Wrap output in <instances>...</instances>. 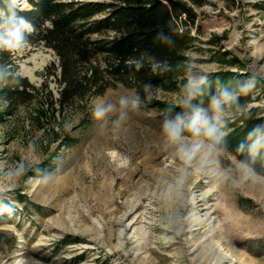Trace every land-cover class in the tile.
<instances>
[{
  "label": "rangeland",
  "instance_id": "1",
  "mask_svg": "<svg viewBox=\"0 0 264 264\" xmlns=\"http://www.w3.org/2000/svg\"><path fill=\"white\" fill-rule=\"evenodd\" d=\"M196 12L181 74L156 98L212 115V96L227 88L242 99L225 107V133L242 111L264 117V0H209ZM9 54L32 88L23 101L0 98V264H264L263 174L241 180L240 160L220 148L186 167L159 111L133 107L135 88L111 81L98 94L83 82L65 100L53 50L23 41ZM102 65H81L78 81ZM7 68L0 59V88ZM190 77L206 82L185 108Z\"/></svg>",
  "mask_w": 264,
  "mask_h": 264
},
{
  "label": "trees",
  "instance_id": "2",
  "mask_svg": "<svg viewBox=\"0 0 264 264\" xmlns=\"http://www.w3.org/2000/svg\"><path fill=\"white\" fill-rule=\"evenodd\" d=\"M27 1L26 9L0 3V31L13 12L30 24L29 30H23L22 42L54 51L63 99L68 100L83 89V82L96 87L101 94L112 81L135 88L140 106L157 109L164 121L192 113L183 112L181 107H167L155 93L174 84L181 74L186 60L184 52L193 42L190 27L197 19L196 8L209 0ZM0 50V59L4 66L8 65L1 74L9 73L3 79L6 87L0 88V98L7 103L23 101L32 87L25 78L14 74L15 67L8 61L9 50L2 47ZM97 61L103 63L102 67H95L88 79L79 77L80 83L77 76L80 66ZM241 99L239 96L238 102ZM263 118L255 109L242 111L232 123L235 128L222 137L217 147L264 175V149L254 159L247 150L237 151L240 144L249 143L248 133L264 124Z\"/></svg>",
  "mask_w": 264,
  "mask_h": 264
},
{
  "label": "clouds",
  "instance_id": "3",
  "mask_svg": "<svg viewBox=\"0 0 264 264\" xmlns=\"http://www.w3.org/2000/svg\"><path fill=\"white\" fill-rule=\"evenodd\" d=\"M29 27L30 24L23 17H19L13 12L4 21L3 31H0V47L7 50L19 47L23 40V30ZM164 39L167 40L168 37H164ZM137 67H140L139 63H137ZM205 82V77H190L188 79L185 85L186 98L183 101L185 108L191 107L190 102L197 98L200 94V87ZM145 87L151 86L146 85ZM252 87V82H247L242 85L241 91L246 93ZM120 103L127 106L128 101L122 98ZM233 104H238L237 94L224 88L218 94L213 95L210 100L209 109L212 115H209L206 110L193 108L191 115H178L174 120L165 121L163 131L167 142L178 146V157L186 167L191 165L198 153H202V160L205 156L211 157L214 154H219L220 150L217 146L220 144L222 137L227 134L220 131L225 126V107H230ZM132 105L133 107H138V97L132 101ZM112 107V105L107 107L98 106L93 115L98 120L102 119L107 112L112 110ZM185 131L190 132L193 137H203V139H195L190 143H184L185 137L183 133ZM247 141L249 143L240 144L237 151L242 153L247 150L250 157L254 159L264 149V124L253 128L247 135ZM237 167L241 173V180L251 179L256 175L254 169L244 161H238ZM23 170V165H21L15 174L19 175ZM186 175L185 170L182 174L181 182Z\"/></svg>",
  "mask_w": 264,
  "mask_h": 264
}]
</instances>
